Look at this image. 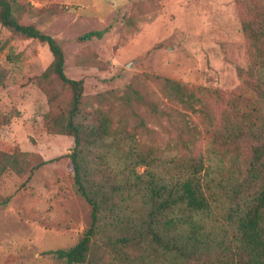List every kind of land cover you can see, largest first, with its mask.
<instances>
[{"label":"rangeland","instance_id":"374dc122","mask_svg":"<svg viewBox=\"0 0 264 264\" xmlns=\"http://www.w3.org/2000/svg\"><path fill=\"white\" fill-rule=\"evenodd\" d=\"M18 2L28 11L23 22L34 24L60 47L65 77L82 82L75 119L85 137L92 125L106 124L108 136L96 150L106 164L94 167L86 155L93 188L106 178L122 185L133 173L145 176L147 168L132 167L129 159L135 154L161 160L184 154L176 145L181 126L177 116L198 133L194 155L203 153L207 142L227 154L228 146H220L214 136L222 103L200 98L202 104L195 101L187 109L162 79L199 95L201 89L214 90L222 101L250 93V43L241 31V20L247 18L236 0ZM0 44V264H64L51 252L71 248L90 223V207L75 191L66 158L72 138L58 134L54 123L66 116L70 90L55 77L38 78L51 62L46 45L1 28ZM132 88L144 104L123 99ZM150 103L163 108L164 115L154 116ZM244 142L228 148L233 151ZM11 153H16L12 167L6 158ZM41 161L45 164L33 168ZM132 199L123 200L122 206L127 203L141 214L138 196ZM109 223L108 214L102 213L92 239L93 257H101L103 264H129L140 254L132 247L108 246L112 231L117 232Z\"/></svg>","mask_w":264,"mask_h":264},{"label":"trees","instance_id":"16d2710c","mask_svg":"<svg viewBox=\"0 0 264 264\" xmlns=\"http://www.w3.org/2000/svg\"><path fill=\"white\" fill-rule=\"evenodd\" d=\"M236 1L240 8H245L247 18L241 20V31L250 43L251 65L247 77L250 93L222 101L214 90L198 89L201 97L196 89H187L169 79H162V85L187 109L195 101L202 104L200 98L217 99L223 105L214 133L220 146L229 147L242 139L245 142L233 151L227 147V154L223 148H211V142H207L206 150L194 155L192 146L198 133L183 117L177 116L176 123L181 126L177 136L180 143L176 145L184 154L162 160L135 154L129 159L132 167L147 168L145 176L133 173L122 185H114L106 178L93 188L89 183L92 169L86 155L95 161L94 167L106 164L104 155L96 152L100 149L98 142L108 136L106 124L92 125L85 137L83 126L75 119L82 82L63 74V54L54 39L34 24L23 22V15L28 12L26 6L18 0H0V28L12 36L46 45L51 55V62L38 76L40 81L52 76L70 90L66 116L54 123L59 126L58 134L72 138L73 146L66 158L75 191L90 207V223L71 248L51 252L56 259L64 264H103L101 257H93L96 254L92 239L98 232L101 214L107 213L109 225L117 230L112 231L107 245L132 247L140 254L136 258L127 257L129 264H264V0L253 4L248 0ZM3 48L0 44V52ZM3 77L0 68V85ZM131 97L137 104H144L134 88L123 99L127 101ZM148 106L154 116L164 115L159 105ZM176 145L171 149L165 147L164 152L174 150ZM242 151L245 156H240ZM107 153L110 154L108 150ZM14 154L6 157L11 167L16 159ZM43 164L45 161L33 168ZM135 196L142 206L141 214L137 211L140 209L129 208L127 203L122 206L123 200L133 198V201Z\"/></svg>","mask_w":264,"mask_h":264}]
</instances>
